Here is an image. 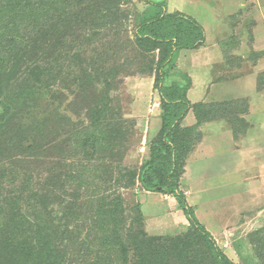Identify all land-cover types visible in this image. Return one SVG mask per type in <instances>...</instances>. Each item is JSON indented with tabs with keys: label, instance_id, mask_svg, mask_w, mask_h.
Listing matches in <instances>:
<instances>
[{
	"label": "rangeland",
	"instance_id": "374dc122",
	"mask_svg": "<svg viewBox=\"0 0 264 264\" xmlns=\"http://www.w3.org/2000/svg\"><path fill=\"white\" fill-rule=\"evenodd\" d=\"M159 2L205 31L201 48L175 55L165 82L185 84L186 76L191 107L201 104L211 117L198 128L180 190L229 260L264 264V242L250 236L264 231V188L261 199L247 192L258 186L242 183L254 168L242 172L235 155L243 153L233 148L254 141L256 163H264V0H122L115 26L85 20L70 28L59 64L73 79L43 85L29 104L9 110L0 99V224L10 212L25 228L24 219L36 222L64 264H175L197 250L204 251L199 264H213L174 197L138 182L162 109L159 55L142 52L135 32ZM195 124L191 110L182 126Z\"/></svg>",
	"mask_w": 264,
	"mask_h": 264
},
{
	"label": "trees",
	"instance_id": "16d2710c",
	"mask_svg": "<svg viewBox=\"0 0 264 264\" xmlns=\"http://www.w3.org/2000/svg\"><path fill=\"white\" fill-rule=\"evenodd\" d=\"M91 1L0 0V99L5 110L12 106H23L26 102L29 104L28 100L35 98L43 85L65 86L69 79H73V74L59 64L60 46L70 28L86 26L85 20L94 27L99 23L102 27L107 24L115 26L112 16L116 14L115 9L122 0H100L101 3L97 5ZM152 5L160 11L140 23L135 32V41L142 52H157L159 55L156 89L162 116L160 130L150 146L149 159L141 169L138 182L146 192L174 197L192 232L205 248V255L213 264H235L197 221L179 187L185 160L201 139L198 128L211 118L210 114L201 104L191 107L186 96L190 80L186 76H183L185 84L165 83L175 55L180 51H196L201 48L205 43V31L187 15L165 13L163 2ZM80 77L74 74L75 80L87 76L83 74ZM191 110L194 111L197 124L183 127L182 123ZM21 219L17 213L10 212L8 216L5 215L4 224H0V264H64L58 258L60 256H55L58 255L55 252L57 247L51 244L39 224L24 219L25 228ZM17 222L20 226L13 227ZM120 223H123L122 219L115 223L116 229ZM255 233L250 236L264 242V231ZM120 247V258L125 261L126 246L122 241ZM175 249L179 251L183 247ZM195 252H191L190 258H178L175 264H199L204 251ZM61 253L64 254L63 251ZM261 257L264 255L260 254ZM170 264L174 263L171 261Z\"/></svg>",
	"mask_w": 264,
	"mask_h": 264
},
{
	"label": "crops",
	"instance_id": "0c3cea01",
	"mask_svg": "<svg viewBox=\"0 0 264 264\" xmlns=\"http://www.w3.org/2000/svg\"><path fill=\"white\" fill-rule=\"evenodd\" d=\"M251 116H252V118H253V115L252 114H250ZM246 134V133H245ZM249 136V132L246 134V137H248ZM246 137L244 138V140L246 139ZM262 142L261 143H263V139L261 140ZM240 142V141H239ZM243 142V141H242ZM261 143H260V145H261ZM241 144V143H240ZM257 146H259V145H257V144H255V142L254 141H251V140H247L246 142H245V144L244 145H240L239 147H237V146H234L233 145V148H234V151L237 153V154H240L241 152L243 153V155H242V158L244 159V161H243V159L241 160V158L239 157V155L237 156V155H235L236 156V158H237V160H238V163H237V165L239 166L238 168L239 169H241V170H243L242 172H244L247 168H249L250 166H252L254 169L251 171L252 173L250 174L249 173V171H246V172H244V175H245V178H242V183H244V184H248V183H251V184H255V182H256V184L258 185L257 187L256 186H252L253 187V190H251V191H247L248 193H250V192H254L252 195H258V194H261V197H259L260 199L262 198V195H263V193H259L260 191H258V190H260V187H263L264 188V163L262 164V160H259L260 162L259 163H256L257 162V159L256 158H254L258 153H260L259 152V150H256V149H254V148H257ZM249 148H252V149H249ZM234 151H232V153L234 152ZM252 151H254L253 153H251ZM247 152H250L251 153V155H249V156H252V157H248L247 156ZM236 153H234V154H236ZM208 157L209 158H212V159H216L215 158V156H212L211 157V155H209L208 154ZM249 159L250 160V165H248L247 163H246V161H245V159ZM259 159H262V156H260L259 157ZM253 163H256V164H253ZM206 171H208V170H206ZM206 171H203V172H205L206 173ZM224 171H221V173H223ZM233 172H235V171H233ZM202 173V172H201ZM253 173H255V174H253ZM248 174V175H247ZM224 175V174H223ZM253 184V185H254ZM237 186V185H236ZM258 191L257 193L255 192V191ZM259 196V195H258Z\"/></svg>",
	"mask_w": 264,
	"mask_h": 264
}]
</instances>
